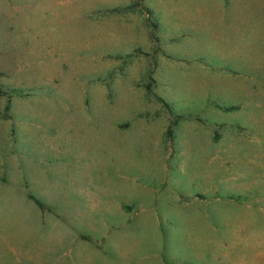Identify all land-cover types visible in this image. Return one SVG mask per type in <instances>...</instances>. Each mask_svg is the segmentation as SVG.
<instances>
[{
	"label": "rangeland",
	"instance_id": "374dc122",
	"mask_svg": "<svg viewBox=\"0 0 264 264\" xmlns=\"http://www.w3.org/2000/svg\"><path fill=\"white\" fill-rule=\"evenodd\" d=\"M0 264H264V0H0Z\"/></svg>",
	"mask_w": 264,
	"mask_h": 264
}]
</instances>
